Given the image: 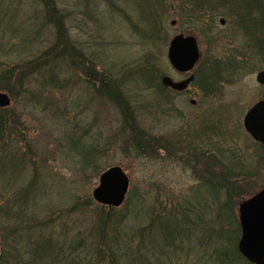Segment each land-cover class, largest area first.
I'll use <instances>...</instances> for the list:
<instances>
[{"label":"rangeland","instance_id":"rangeland-1","mask_svg":"<svg viewBox=\"0 0 264 264\" xmlns=\"http://www.w3.org/2000/svg\"><path fill=\"white\" fill-rule=\"evenodd\" d=\"M53 1L67 39L89 57L85 65L62 53L46 56L58 28L42 1L0 0V89L7 75L14 92L11 106L0 109L7 123L0 129L1 264H134L140 257L145 264H212L217 246L233 250L215 233L225 228L239 239L245 191L264 188V147L243 126L264 100L256 81L264 54L252 52L263 8L254 6L251 36L240 22L251 14L237 13L232 2ZM178 34L194 36L202 56L182 95L161 87L162 76H189L168 61ZM90 59L102 72L95 80L81 72ZM214 60L221 70L205 74V95L198 72ZM21 64L28 66L20 83L11 76ZM109 81L130 100L131 120L103 91ZM115 166L131 181L116 209L92 196L100 174ZM191 207L198 212L191 223L175 221L179 235L164 239L160 223L171 215L183 220ZM187 227L190 238L181 236Z\"/></svg>","mask_w":264,"mask_h":264},{"label":"water","instance_id":"water-1","mask_svg":"<svg viewBox=\"0 0 264 264\" xmlns=\"http://www.w3.org/2000/svg\"><path fill=\"white\" fill-rule=\"evenodd\" d=\"M175 24V22L173 23ZM225 25V20H220ZM200 50L195 37L180 34L175 36L169 45L168 60L180 73L191 72L200 60ZM194 77L182 82H174L165 77V87L177 92L188 89ZM258 84L264 86V71L257 74ZM11 105L10 97L0 93V108ZM244 128L252 138L264 146V101H259L248 110L244 118ZM130 179L121 167H112L102 173L99 186L93 191V199L100 205L120 208L125 203L129 192ZM239 225L241 236L238 251L251 264H264V189L239 205Z\"/></svg>","mask_w":264,"mask_h":264},{"label":"trees","instance_id":"trees-1","mask_svg":"<svg viewBox=\"0 0 264 264\" xmlns=\"http://www.w3.org/2000/svg\"><path fill=\"white\" fill-rule=\"evenodd\" d=\"M42 1L43 4L46 5V9L48 11V13L50 14L51 18H53V22L55 23V25L58 28V34H57V41L56 43H54V45L50 48V51H48V55H46L48 58H54V56L57 58L58 56H60V54L62 53L61 56L66 55L67 58H69V60L73 61V64L77 63L80 64L82 63V65H85V59H88L85 54H83V52L81 50H77V52L75 51L76 49L74 48V46L72 45V43L70 42V40L67 39V29L65 27V16L62 15L60 13L57 12V6L55 1L53 0H39ZM199 1V0H197ZM203 1H210L211 3H219V2H232L231 4L234 6H237V13H243V10L241 11V9H246V11L248 12V14H251L250 16H244L241 19V26L243 27L244 30L250 31V34L252 36V28L255 27V23H252L254 20V18H252L251 16L253 13V9L255 5H260L263 10H264V2L263 3H259V0H203ZM264 14V13H263ZM264 22H259L256 25V29L255 34L258 38H256V40L258 41L257 45L259 46V50L257 49H253L252 52L256 53L257 56H261L262 54H264ZM250 40L252 41V39L250 38ZM255 40V41H256ZM261 50L263 51V53L261 52ZM256 51V52H255ZM83 61V62H82ZM217 61H213L210 62V64L212 65H208V67L206 65H202L198 72V77H197V83L200 85V89L203 91V93L205 95L209 94L210 91V84L211 82H208V78L205 77L208 72L211 73V75H218L220 70H221V66H219V63H215ZM209 64V63H207ZM25 64H21V65H16L15 67H13L12 69L15 71L12 74V78L15 76H17L18 74V78H15V81H18L21 83L24 75H22V73L25 71V67H27L28 65ZM20 66H23L24 68L22 69H18ZM211 66V67H210ZM85 67V66H84ZM86 68L81 69V72L83 75H85L88 79H98V77L102 74L101 71L98 70V68L96 67V64L90 59L89 60V64L86 65ZM20 75V77H19ZM10 79V78H9ZM105 79H110L108 76H105ZM7 80H8V76H3L1 78V82L3 83V88L0 89V91L3 92H7L9 93L11 96L14 93L13 91H11L12 89L10 87H8L7 84ZM11 80V79H10ZM96 82V81H95ZM213 84V83H212ZM112 81H109V87H103V91L104 92H110V94H108L111 98L112 101L115 102V104L119 107V109L123 112L124 116L127 118H129V120H131V116L135 114L134 108L130 102V100L125 97L123 94H121L119 92L118 89L114 90V88H111L112 86ZM162 87V86H161ZM165 89V88H164ZM99 93H101L102 91L98 90ZM114 94H112V92ZM117 93H116V92ZM128 120V121H129ZM3 121L1 115H0V129L2 128V126L6 127L7 123ZM131 122V121H130ZM140 136V134H138ZM142 140H146L144 138H141ZM181 142H176V144H174V146H181ZM142 145V146H141ZM141 149H151L152 143H142ZM89 163L91 161V159H88ZM233 184V183H232ZM231 184V185H232ZM252 190H247L246 195L243 196V198L245 196H252L254 194V192H251ZM251 192V193H248ZM218 192L216 191L215 194H217ZM219 195V193H218ZM189 209V210H188ZM185 209L183 212H181L182 216H183V220L180 219V217H176L174 215H171L169 220L165 221V222H161V227H162V231H163V237L166 240L171 239L172 240V236L176 233V235H179V233L177 232V229L180 228L178 226L173 227L175 221H183L185 223H191V216L190 215H194L196 217L197 210L193 207ZM222 216V212H220ZM180 214V215H181ZM179 215V214H178ZM221 220V218L219 219ZM227 220V219H226ZM227 222V221H226ZM238 228V226H237ZM185 232H181V236H186L187 238H190V227H187L185 230ZM212 232V231H211ZM235 233H237V230H235ZM239 229H238V234H239ZM229 233L226 232L225 228H220L218 232L215 233L216 237H217V241L219 242V240H226V242H228L232 247L233 250H227L223 247H219L217 246L218 249H215L214 251H212L211 253V258L210 260L212 261V264H248L238 253V251L236 250V239H238L237 234H235L233 237H229L228 235ZM170 237V238H169ZM212 237V233H210V238ZM169 238V239H168ZM132 242V241H130ZM133 243V242H132ZM156 244H154L155 246ZM145 260H147V258L145 257H140L138 259H134L133 262L134 264H145ZM157 261V258H156ZM1 264V262H0Z\"/></svg>","mask_w":264,"mask_h":264},{"label":"flooded vegetation","instance_id":"flooded-vegetation-1","mask_svg":"<svg viewBox=\"0 0 264 264\" xmlns=\"http://www.w3.org/2000/svg\"><path fill=\"white\" fill-rule=\"evenodd\" d=\"M195 80H196V78H195V75H194V81H193V83H191L190 86L188 87V89L185 90L184 92H175V91H172V90H170V92H171L172 94H174V95H182V94H184L185 92H187V91L190 89V87L194 84ZM181 81H182V80H181ZM191 103H192V104H195L194 101H192Z\"/></svg>","mask_w":264,"mask_h":264}]
</instances>
